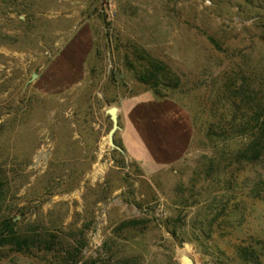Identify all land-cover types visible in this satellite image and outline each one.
I'll return each instance as SVG.
<instances>
[{
  "label": "rangeland",
  "instance_id": "obj_1",
  "mask_svg": "<svg viewBox=\"0 0 264 264\" xmlns=\"http://www.w3.org/2000/svg\"><path fill=\"white\" fill-rule=\"evenodd\" d=\"M83 23L85 77L46 94L39 75ZM150 59L195 128L152 173L118 131L111 145L107 113L153 91ZM255 101L264 0H0V264H264V158L243 161L245 124L228 122Z\"/></svg>",
  "mask_w": 264,
  "mask_h": 264
},
{
  "label": "crops",
  "instance_id": "obj_2",
  "mask_svg": "<svg viewBox=\"0 0 264 264\" xmlns=\"http://www.w3.org/2000/svg\"><path fill=\"white\" fill-rule=\"evenodd\" d=\"M93 48V30L83 23L39 75L43 91L57 94L80 83ZM116 108L121 144L145 172L173 166L187 155L195 128L190 112L177 101L147 90L121 97Z\"/></svg>",
  "mask_w": 264,
  "mask_h": 264
},
{
  "label": "trees",
  "instance_id": "obj_3",
  "mask_svg": "<svg viewBox=\"0 0 264 264\" xmlns=\"http://www.w3.org/2000/svg\"><path fill=\"white\" fill-rule=\"evenodd\" d=\"M164 70L163 64L150 59L147 61V65H145L141 75V83L151 87L160 98H167L166 96H162L158 90L160 86L165 84ZM244 92H248V90ZM252 102L246 105H249L247 113L240 117L237 115L238 113H234L230 117V120H228L229 123L237 124L238 122H243L245 124L242 127V132L249 135L248 143L243 146L238 154L243 161L248 163L258 162L264 158V103L255 101L254 107H251L250 104ZM221 123L223 122L221 121ZM253 124L254 126L252 127ZM227 134L228 132L223 131L222 137L228 136ZM0 222L3 221L0 220Z\"/></svg>",
  "mask_w": 264,
  "mask_h": 264
},
{
  "label": "water",
  "instance_id": "obj_4",
  "mask_svg": "<svg viewBox=\"0 0 264 264\" xmlns=\"http://www.w3.org/2000/svg\"><path fill=\"white\" fill-rule=\"evenodd\" d=\"M37 77H38V74L35 73L33 75L31 81H33ZM117 78L120 81V77L118 74H117ZM107 113L110 116V119L112 121V129L109 132V141H110L111 145L114 146L115 145L114 144V136L117 133V131L120 129L119 118H118V109L116 107L110 108V109H108ZM181 261L183 264H195L193 259L187 255H183L181 257Z\"/></svg>",
  "mask_w": 264,
  "mask_h": 264
}]
</instances>
